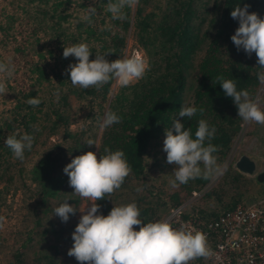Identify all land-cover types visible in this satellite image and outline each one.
<instances>
[{"label":"trees","instance_id":"trees-1","mask_svg":"<svg viewBox=\"0 0 264 264\" xmlns=\"http://www.w3.org/2000/svg\"><path fill=\"white\" fill-rule=\"evenodd\" d=\"M26 1L34 5V13L52 17L49 28L59 30L53 37L55 50H59L58 55L54 53L52 46L46 50L47 56L53 60L52 64L47 68L38 59L29 61L27 76L37 83L42 80L52 81V89L57 90L59 99L56 98L53 103L49 102L52 106L45 110L44 99L37 94V89L30 86L31 84L16 89L8 114L0 120V179L12 163L10 158H14L4 143L8 136L15 135L19 138L25 133L34 136L33 146L30 151H25L26 156L43 144L48 135L55 134L54 140L38 151V156L27 169V178L35 185L36 208L33 213L37 222L39 214L55 210L54 207L48 206L51 200H55L58 206L68 201L66 195L70 187L69 178L63 168L74 157L91 151L99 159L106 154L105 147L113 151L122 150L132 173L126 177L118 191L104 200L96 201L100 205L99 214L107 216L112 207L135 202L140 209V218L145 224L159 221L169 207L179 204L185 194L201 187L209 179L201 177L186 184L177 182L175 187L170 185L169 181L174 179L175 166L166 162V153L162 149L165 130L171 128L173 119H178L186 128L191 129L193 138L200 119L214 126L216 133L211 143L219 146V151L214 153L218 164L239 131L242 119L238 116V109L232 98L225 96L216 78L223 76L225 79H234L237 90H247L253 97L256 87L260 84L257 79V72L260 71L256 65L257 57L253 53L249 58L243 50H236L230 37L239 27V22L234 20L230 13L236 5L243 7L248 4L249 13L255 12L264 18V0H140L135 8L124 9L126 19L123 21L112 18L111 13L107 11L108 0ZM71 3L74 4L73 9L85 7L88 10L91 6L98 11L102 8L107 17L108 24L96 29L90 24H84L80 16H73L74 30L92 42L89 46L92 51L90 60L109 50L114 52L105 56L109 62L121 59L125 36L130 28L150 65V70L138 82L128 87H120L118 84L107 102L105 114L109 111L115 112L122 118L121 122L108 128L101 127L98 133L97 126L92 124V118L101 113L103 101L114 79L98 90L95 87L83 89L71 84L66 69L78 61L73 56L64 58L60 45L69 37L75 40L69 33L65 34L67 31H64L63 27V22L67 21V16L71 14L61 13ZM8 17H0V29L5 34V41H15L14 35L8 32L12 21V17ZM23 40L21 39L22 43L15 44L13 49L22 50L24 47L21 44L26 43ZM37 56L41 59L45 54L37 52ZM191 73V92L189 100L184 103V91ZM69 93L95 102L98 107L97 113L89 110V120L75 129L69 128L65 111ZM30 98H38L41 103L35 107L30 106L26 103ZM182 105H194L198 109L203 108L204 112L201 114L198 111L191 119L182 118L178 116ZM35 128L39 131H34ZM89 139L94 140L96 145H87ZM153 167L157 171L155 177H160L159 181H152L154 176L150 172ZM201 167L203 168V165ZM14 172L6 175V181H10L14 175L20 177L22 166L19 164ZM238 174L240 175L236 171L232 175L233 183L237 182ZM166 176L169 177L165 179ZM253 181L260 185V191L264 194V181H259L256 177H253ZM138 187L143 191L137 192ZM230 190V193L228 190L216 191L214 188L207 190L202 197L214 194V201L220 208L210 209L203 216H214L218 211L239 202L241 190L234 184ZM226 195L230 196L229 200L223 197ZM134 229L138 231L139 227L134 226ZM40 232L45 231L43 229ZM21 244L23 245V242ZM21 247L13 250L7 264L65 262L56 255L54 244L50 245L53 252L34 256L29 261L24 260Z\"/></svg>","mask_w":264,"mask_h":264},{"label":"clouds","instance_id":"clouds-1","mask_svg":"<svg viewBox=\"0 0 264 264\" xmlns=\"http://www.w3.org/2000/svg\"><path fill=\"white\" fill-rule=\"evenodd\" d=\"M139 3L140 0H108L107 11L113 19L123 21L126 19L124 9L135 8ZM249 7L248 4L243 7L238 4L231 11L230 16L239 22V27L230 39L238 52L243 50L249 58L255 53L256 65L260 69L257 79L264 84V18L255 12L249 13ZM96 14V8L90 6L83 20L91 24V17ZM91 52L86 43L64 47L63 57L73 56L78 61L66 69L73 86L83 89L95 87L98 90L115 79L120 87H128L143 79L150 70V65L142 56L118 58L109 62L105 56L114 53L112 50L96 55L94 60L89 59ZM14 73L15 67L11 60L8 64L0 62V75L4 77L0 79V95L7 93L6 79L14 76ZM216 79L225 96L232 98L242 121L264 126V110L261 108L264 97H252L247 90H237L234 79H225L223 76H217ZM56 95L58 100L59 94ZM26 103L35 107L41 101L30 98ZM198 111L203 114L204 109L182 105L178 116L191 119ZM121 119L115 112L109 111L101 126L108 128L120 123ZM34 131L39 129L35 128ZM215 133L214 126L200 119L193 138L191 129L178 119H173L171 128L165 130L162 149L166 153V162L175 166L174 179L169 181L172 187L177 182L186 184L190 180L201 177L207 179L221 173L222 167L214 155L219 151V146L211 143ZM33 142L34 136L28 133L19 138L11 135L4 141L14 158L21 161L25 158V151L31 150ZM86 144L91 146L96 145V142L89 139ZM104 152L106 154L99 159L95 153L86 152L74 157L63 168L74 193L91 202L72 233L74 243L67 252L69 256L80 264H190L193 260L212 255L203 232L184 227L174 228L166 220L145 224L135 202L112 207L107 216L99 214L100 205L96 201L104 200L118 191L132 173L122 150L113 151L105 147ZM136 191L141 192L143 189L138 187ZM54 213L62 222H67L70 214L75 215L76 208L64 201L55 208ZM3 221L4 217L0 216V228L4 226ZM134 226H138L139 230L136 231Z\"/></svg>","mask_w":264,"mask_h":264},{"label":"rangeland","instance_id":"rangeland-1","mask_svg":"<svg viewBox=\"0 0 264 264\" xmlns=\"http://www.w3.org/2000/svg\"><path fill=\"white\" fill-rule=\"evenodd\" d=\"M73 6L74 4L71 3L64 11H61V13L69 12L71 14L67 16V21L65 20L63 22V27L64 31H67L65 34L69 33L68 35L75 37L74 41L69 37L61 43L62 50H64V47L66 48L74 44L86 43L90 46L92 43L87 38H84L83 34L79 35L78 31H75L73 26V16L78 15L80 18H83L87 13V9H85V7L82 9H73ZM34 8V5L28 3L26 0H0V17L4 19L9 18L8 16L12 17L8 32L13 34L15 38V41L7 40V42H5L4 45L7 46V50L12 51L13 46L21 42V39H24V43L26 42L24 45L21 44V46L24 47L22 50H13V53H11L12 55H10V52L8 53L5 51L2 54L0 53V62L8 64L9 60H11V63L15 67L14 76L6 79L7 93L0 95V120L8 114L13 104L12 96L18 87L31 84L30 86L37 89V94L44 99L45 105L43 108L45 110H49L52 106L50 104L55 102L57 98V90L52 89V81L42 80L40 83H37L27 76L26 68L29 61L38 59L40 63L44 64L47 68L52 64L53 60L51 57L47 56L46 50L56 45L53 37L55 36L54 33L59 31L49 28L51 26V20H53L52 17H44L38 13H34ZM41 20L43 21L42 23L40 22ZM91 20L93 22L90 25L94 26L96 29L108 24L107 17L102 8L97 11L96 15L91 17ZM84 24L88 23L84 21ZM55 49L54 47L53 51ZM37 52L44 53L45 56L40 59L37 56ZM58 52L59 50H55L54 53L57 54ZM134 56H142L146 59L143 50L135 40L133 31L129 28L125 36L121 59ZM0 79H4V77L0 75ZM191 82L192 73L188 76V83L184 91V103H187L189 100ZM117 86L118 82L114 79L107 92L106 99L103 101L101 113L95 114L92 118V124L97 126V133L101 130V125L105 118L107 102L117 89ZM67 103L68 106L65 111L67 112V119L69 120L68 126L71 129L78 128L84 124L83 122L89 120L87 114L89 110H92L94 113H97L98 110L95 102H89L84 97H76L74 93L68 94ZM261 108L264 110V103H261ZM239 126V131L234 137L229 150L219 163L222 167L221 173L209 177L205 184H207L206 191L214 188L216 191L228 190L229 193L231 192L230 189L233 184L237 185L238 190H241L239 202H243L254 200L262 196L260 191L261 187L258 183L253 181V177H255L256 173L264 170V126L255 122L245 123L242 120ZM54 138L55 134L48 135L44 143L40 144L41 147L37 146L36 150L26 155L23 161L10 158L12 163L0 179V216L4 217V226L0 228V264H7L12 257L11 253L18 246H22L21 249L24 260L29 261L34 256L53 252V248L50 247L51 244L56 246V255L58 258L60 257L68 263H78V261L74 257L69 256L67 252L74 243L72 240V233L80 217L86 214L87 209L91 206V202L75 194L74 189L69 187L66 195L68 199L67 203L76 208L75 215L70 214L68 221L62 222L61 219L55 215L54 211L48 210L45 213L39 214L37 222L34 219L35 215L33 212L36 208L35 185L28 180L27 169L31 162L38 156V151L41 150L43 146L50 143V141L54 140ZM241 154L247 155L254 161L255 167L251 173H243L235 167L234 161ZM19 164L22 166L21 176L17 177L14 175L11 177L10 181H6V175L9 173L14 174ZM236 171H238L240 175H237V182L235 181L233 183L231 177ZM156 172V169L153 167L150 172V174L154 176L152 181H159L160 177H155ZM168 177L169 176H166L165 179ZM213 195L204 196V198L202 196L199 197L192 201V203H189L188 208L191 210L197 209L201 213H205L210 209H219L220 206L215 203ZM228 195L223 196L225 200H229L230 196ZM188 196L189 194H185L183 198H188ZM48 206L56 208L58 203L55 200H51ZM43 229L45 232H40ZM22 242L23 245L21 244Z\"/></svg>","mask_w":264,"mask_h":264},{"label":"built area","instance_id":"built-area-1","mask_svg":"<svg viewBox=\"0 0 264 264\" xmlns=\"http://www.w3.org/2000/svg\"><path fill=\"white\" fill-rule=\"evenodd\" d=\"M257 95L264 97V84L256 87L253 97ZM206 186L192 189L188 198L169 207L159 220L168 221L174 228L195 229L206 235L212 255L190 264H264V194L237 202L214 216H203L204 212L188 206L205 193Z\"/></svg>","mask_w":264,"mask_h":264},{"label":"water","instance_id":"water-1","mask_svg":"<svg viewBox=\"0 0 264 264\" xmlns=\"http://www.w3.org/2000/svg\"><path fill=\"white\" fill-rule=\"evenodd\" d=\"M234 165L237 170L245 173H251L255 167L254 161L245 154L239 155L234 161ZM255 177L259 181L264 180V170L256 173Z\"/></svg>","mask_w":264,"mask_h":264},{"label":"crops","instance_id":"crops-1","mask_svg":"<svg viewBox=\"0 0 264 264\" xmlns=\"http://www.w3.org/2000/svg\"><path fill=\"white\" fill-rule=\"evenodd\" d=\"M0 26H2L1 25V23H0ZM4 35L5 34H3L2 33V31H1V29H0V53L2 54V53H4V51L5 52H10V55H12L11 53H13V50L12 51H9V50H7L8 48H7V46H5L4 44H5V42H7V41H5V39H4ZM14 51H17V50H14ZM2 56V55H1ZM3 57V56H2ZM4 58V57H3ZM16 93V92H15ZM15 93H14V95H15ZM13 95V96H14ZM13 96H12V98H13Z\"/></svg>","mask_w":264,"mask_h":264}]
</instances>
